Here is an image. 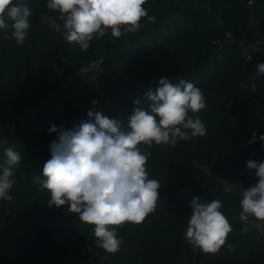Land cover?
<instances>
[{
	"label": "trees",
	"instance_id": "16d2710c",
	"mask_svg": "<svg viewBox=\"0 0 264 264\" xmlns=\"http://www.w3.org/2000/svg\"><path fill=\"white\" fill-rule=\"evenodd\" d=\"M13 3L32 15L23 44L15 42L11 21L0 31V134L20 112L50 102L0 149V165L10 146L22 158L14 170L13 200L0 201V264H264V234L243 230L241 196L226 190L256 184L246 162H264V75L257 76L264 44H255L264 40V0H148L144 7L155 22L143 18L140 31L121 38L109 30L87 51L63 38V22L47 0ZM92 62L100 68L84 69ZM161 77L174 84L184 79L203 91L206 107L189 115L199 116L207 132L148 149L149 178L161 183L157 207L141 224L117 227L123 242L109 255L96 246L94 226L67 206L50 207V193L33 177L42 178L50 144L58 139L50 126L71 130L89 119L88 105L96 101L95 110L126 127L133 101L147 109L144 94ZM253 133L256 142L249 143ZM193 197L221 200L233 228L226 245L217 254L202 252L199 263V249L184 239Z\"/></svg>",
	"mask_w": 264,
	"mask_h": 264
},
{
	"label": "clouds",
	"instance_id": "9594fccd",
	"mask_svg": "<svg viewBox=\"0 0 264 264\" xmlns=\"http://www.w3.org/2000/svg\"><path fill=\"white\" fill-rule=\"evenodd\" d=\"M148 0H47L46 7L59 13L63 22V38L75 42L87 51L91 42L111 36L121 38L135 34L144 25L142 19L155 22L144 5ZM32 13L13 0H0V31L13 29L17 44H23L30 28ZM264 75V63L257 65V76ZM159 86L149 90L128 117L127 124L103 115L93 109L89 119L81 121L71 130L50 126L49 132L58 139L50 144V159L43 163L42 178L33 177L41 189L50 193L48 205L67 206L83 223L93 225L96 246L112 255L120 251L122 240L117 227L126 223L141 224L153 213L159 201L161 183L149 178L147 171L151 149L155 145L174 147L181 140L203 137L207 128L198 113L206 107L203 91L191 82L180 79L172 83L161 77ZM94 118V121H93ZM264 146V134L259 136ZM256 142L252 134L249 143ZM141 146H144L143 148ZM5 160L0 165V201L11 202L15 169L21 164V154L12 146L4 149ZM246 167L255 170L258 182L242 193L239 219L250 218L264 223V162L249 160ZM192 214L188 218L185 241L205 254H217L226 245L233 231L228 218L221 211L223 202L213 199L201 202L191 200ZM231 250V245H228ZM106 259L107 256L102 257Z\"/></svg>",
	"mask_w": 264,
	"mask_h": 264
},
{
	"label": "built area",
	"instance_id": "2783aa9c",
	"mask_svg": "<svg viewBox=\"0 0 264 264\" xmlns=\"http://www.w3.org/2000/svg\"><path fill=\"white\" fill-rule=\"evenodd\" d=\"M255 44L257 46H261L264 44V40H257L255 42ZM88 68H94V69H98L100 68V63L98 62H92L88 65L84 66V69H88ZM54 94V92H53ZM50 102V98H46L40 101V103L38 104V106L36 107H32L29 109H26L22 112H20L14 120H12L11 122H9L8 124H6V126L2 129L1 134H0V149H2L4 146L7 145V143L11 140L12 137H15L20 129L27 124L31 118L41 109H43L44 107H46L48 105V103ZM226 190L227 191H236L240 194L241 199H242V193H243V188L239 185H226ZM187 192V190H182L180 193L181 194H185ZM241 221V220H240ZM243 223V230L244 231H248L250 228H256L258 229L260 232H262L264 234V223H261L259 221H256L252 218H250L248 221H241Z\"/></svg>",
	"mask_w": 264,
	"mask_h": 264
},
{
	"label": "water",
	"instance_id": "95a60500",
	"mask_svg": "<svg viewBox=\"0 0 264 264\" xmlns=\"http://www.w3.org/2000/svg\"><path fill=\"white\" fill-rule=\"evenodd\" d=\"M66 56H67V45H65L64 50H63V57H66ZM202 255H203L202 251L199 250L197 257H196L197 263H199V260L201 259Z\"/></svg>",
	"mask_w": 264,
	"mask_h": 264
},
{
	"label": "rangeland",
	"instance_id": "374dc122",
	"mask_svg": "<svg viewBox=\"0 0 264 264\" xmlns=\"http://www.w3.org/2000/svg\"><path fill=\"white\" fill-rule=\"evenodd\" d=\"M50 23H52V24H54V22L52 21V20H50ZM232 38V40H235L236 38H234L233 36L231 37ZM241 43L243 44V46H244V42H243V39L241 38ZM98 106H95V109H98L97 108ZM88 108H90V109H93V105L92 104H89L88 105Z\"/></svg>",
	"mask_w": 264,
	"mask_h": 264
}]
</instances>
